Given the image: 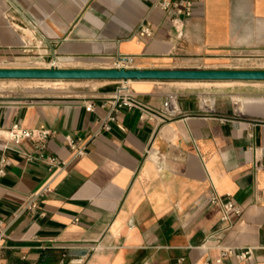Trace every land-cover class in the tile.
Instances as JSON below:
<instances>
[{"label": "crops", "instance_id": "obj_1", "mask_svg": "<svg viewBox=\"0 0 264 264\" xmlns=\"http://www.w3.org/2000/svg\"><path fill=\"white\" fill-rule=\"evenodd\" d=\"M184 1L189 15L160 0H0V67L264 69L231 65L264 62V0ZM58 80L0 99V264H66L73 248L83 264H264V80ZM119 83L139 107L111 111ZM16 123L50 133L17 142ZM222 246L253 250L219 259Z\"/></svg>", "mask_w": 264, "mask_h": 264}, {"label": "water", "instance_id": "obj_2", "mask_svg": "<svg viewBox=\"0 0 264 264\" xmlns=\"http://www.w3.org/2000/svg\"><path fill=\"white\" fill-rule=\"evenodd\" d=\"M0 78L72 79H243L264 80V69H133L125 67L60 68V67H0ZM87 249L73 248L69 255H85Z\"/></svg>", "mask_w": 264, "mask_h": 264}, {"label": "built area", "instance_id": "obj_3", "mask_svg": "<svg viewBox=\"0 0 264 264\" xmlns=\"http://www.w3.org/2000/svg\"><path fill=\"white\" fill-rule=\"evenodd\" d=\"M160 5L162 7H168L172 5V7L174 8L177 14L189 15L190 10H191L190 2L184 1V0H177L174 2H171L170 0H160ZM139 35L150 36L151 30L149 29L148 26H142L141 29L139 30ZM116 67H121V66L117 64ZM110 102H111V111L113 112H117L123 106H126L128 108L140 106V103L137 100L134 92L130 89V87L127 84H124V83H119L117 85L115 91L113 92V96L110 99ZM86 109L88 110L91 109V105L86 106ZM163 109L167 116H172L177 112L175 104H174L173 94L167 95L163 103ZM109 118L114 119V116L112 114H109ZM9 133H10L11 138L18 142L22 138H25V137H28V138L37 137L39 139H43L50 133V131L43 129V128L25 129V128L19 127L18 123H16L9 130ZM66 140H67V144L69 148L73 151L74 156H81L84 153V150H85L84 144L80 142L79 138L74 139L70 136H66ZM6 162L7 160L5 159L0 160V175L4 173V164ZM45 190H47L46 187L44 189L42 188L38 192L30 193L23 201L20 207V211L36 210L39 207L38 197ZM211 201L216 202L217 197L213 196L211 198ZM223 206H224L225 212L230 209H233L236 213L240 212V209L236 205H234L232 202H227ZM4 236H5V226L3 224V221L0 219V246L2 244ZM252 250H253V247H246L244 249H236L230 246H222L219 259L227 257V256H234L235 258H238V259H245L252 253ZM66 264H83V256L82 255L72 256L68 259ZM206 264H209V263L207 262Z\"/></svg>", "mask_w": 264, "mask_h": 264}, {"label": "rangeland", "instance_id": "obj_4", "mask_svg": "<svg viewBox=\"0 0 264 264\" xmlns=\"http://www.w3.org/2000/svg\"><path fill=\"white\" fill-rule=\"evenodd\" d=\"M8 65V63H4ZM234 66L244 67H264V62L258 63H231ZM48 80V81H47ZM65 80L58 79H35V78H0V99H9L14 96L21 95H43L50 94L52 91L60 87H65ZM47 82V83H46ZM224 81L210 80L209 82L201 83L198 86L201 88H221L229 86ZM238 87V86H237ZM255 89H263L262 86H255ZM241 101V97L238 98Z\"/></svg>", "mask_w": 264, "mask_h": 264}, {"label": "bare ground", "instance_id": "obj_5", "mask_svg": "<svg viewBox=\"0 0 264 264\" xmlns=\"http://www.w3.org/2000/svg\"><path fill=\"white\" fill-rule=\"evenodd\" d=\"M48 81V80H47ZM47 83V82H46ZM223 83H228V82H223ZM264 102V101H263Z\"/></svg>", "mask_w": 264, "mask_h": 264}]
</instances>
